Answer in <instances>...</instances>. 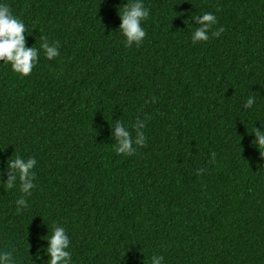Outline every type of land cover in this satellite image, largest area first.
Segmentation results:
<instances>
[{"label":"trees","instance_id":"trees-1","mask_svg":"<svg viewBox=\"0 0 264 264\" xmlns=\"http://www.w3.org/2000/svg\"><path fill=\"white\" fill-rule=\"evenodd\" d=\"M5 2L26 47L47 36L60 55L27 77L0 62V250L49 264L58 224L72 264H264V0H144L131 47L126 0ZM205 12L217 23L193 44ZM136 121L144 146L118 154L116 125L135 141ZM17 155L37 160L30 195L6 185Z\"/></svg>","mask_w":264,"mask_h":264},{"label":"clouds","instance_id":"clouds-1","mask_svg":"<svg viewBox=\"0 0 264 264\" xmlns=\"http://www.w3.org/2000/svg\"><path fill=\"white\" fill-rule=\"evenodd\" d=\"M150 10L145 7L144 0H126L120 12L119 31L125 38V46L131 47L133 44L139 45L146 37L143 22L149 17ZM195 19V17H194ZM217 23V17L211 12H205L198 18V25L192 36V43L206 42L209 40V30ZM224 31L221 27L212 32V36L219 37ZM27 28L25 22L16 16L5 0H0V62L10 64L11 69L21 77H27L33 71L42 52L46 59L52 60L60 55L57 44L49 42L47 36H41L40 48L26 47L25 34ZM256 102L254 96L247 97L244 108H251ZM138 122L132 125L136 139L133 141L129 127L123 123L116 125L114 136L116 138V152L118 154H134L136 149L133 145L144 146L145 135L142 131L143 124ZM256 137L255 144L259 153L264 152V131L253 129ZM214 155V154H213ZM37 160L34 157L27 159L17 155L8 161V168L12 174L6 182L8 189H14L19 181V190L24 195H30L34 185L31 183L36 178V173L32 172ZM24 195L16 201L18 206L28 207ZM70 238L64 227L58 224L53 225L52 233L47 238V254L50 257L49 264H72ZM39 258V257H38ZM0 264H18L17 260L12 259L11 252L0 250ZM150 264H164L162 255H152Z\"/></svg>","mask_w":264,"mask_h":264}]
</instances>
